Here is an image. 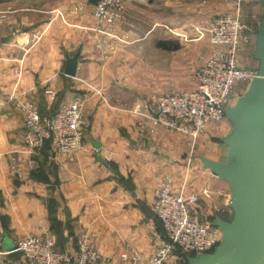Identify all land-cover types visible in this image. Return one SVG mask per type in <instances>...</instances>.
<instances>
[{"label":"crops","instance_id":"1","mask_svg":"<svg viewBox=\"0 0 264 264\" xmlns=\"http://www.w3.org/2000/svg\"><path fill=\"white\" fill-rule=\"evenodd\" d=\"M94 2L0 0V264H29L3 247L5 239L15 246L25 235L48 237L73 256L87 235L102 264H119L129 249L150 256L159 232L152 203L166 176L174 190L188 182L208 186L193 207L198 219L232 217L227 184L189 162L183 136L141 116L153 111L155 95L181 84L167 81L166 52L196 45L199 21L222 9L223 0H123L122 23L112 29V45L102 48L95 45L101 35L91 16ZM199 12L206 17L199 20ZM77 51L76 74L66 76L65 58ZM183 78L194 84L191 70ZM76 96L82 98L80 148L60 155L45 144L29 168L20 105L47 115ZM226 153L216 148L203 157L220 162Z\"/></svg>","mask_w":264,"mask_h":264},{"label":"built area","instance_id":"2","mask_svg":"<svg viewBox=\"0 0 264 264\" xmlns=\"http://www.w3.org/2000/svg\"><path fill=\"white\" fill-rule=\"evenodd\" d=\"M242 2L223 0V8L206 18L199 29L212 52L193 72L195 86L155 95L153 111L141 116L151 119L155 126L189 139L191 145L206 132L209 124L223 121L226 106L235 96V86L243 82L246 87L258 76L257 70L245 69L238 61L245 29ZM92 12L95 22L106 26L104 32L97 30L103 34V39L100 37L96 44L101 48L100 41L105 43L114 38L112 29L123 18L124 3L123 0H96ZM20 108L24 113V146L30 155L29 168L34 164L33 156L45 142L60 155L80 148L84 137L80 96L52 114L42 115L32 104H21ZM137 110L135 108L134 113ZM205 195H208L207 185L199 192H190L185 185L174 190L170 176L161 179L155 189L152 211L160 221L162 232L156 234L152 254L144 256L129 249L120 255L119 264H173L183 255L212 252L222 234L210 221L198 219L193 209L198 198ZM15 246L29 264H102L100 252L87 235L78 241L75 256L55 249L51 239L43 236L25 235Z\"/></svg>","mask_w":264,"mask_h":264},{"label":"water","instance_id":"3","mask_svg":"<svg viewBox=\"0 0 264 264\" xmlns=\"http://www.w3.org/2000/svg\"><path fill=\"white\" fill-rule=\"evenodd\" d=\"M259 1L261 14L255 34L258 76L235 105L224 111L233 127L231 135L222 139L227 147L225 160L199 157L202 168L229 187L232 217L229 221L216 217L211 222L222 234L219 244L210 253L186 257V264H264V0ZM78 55L79 51L66 56V76H75ZM3 245L6 250L16 249L8 239Z\"/></svg>","mask_w":264,"mask_h":264},{"label":"rangeland","instance_id":"4","mask_svg":"<svg viewBox=\"0 0 264 264\" xmlns=\"http://www.w3.org/2000/svg\"><path fill=\"white\" fill-rule=\"evenodd\" d=\"M208 1L210 0H198V3L200 5L201 4L206 5ZM95 3L96 0L93 4V7ZM241 9L243 14L242 23L245 25V29L243 30L244 42L242 44V48L240 52L238 53L239 65L248 70H257L258 62L257 59L255 58V53H256L255 34L258 28V19L261 14L260 1L243 0V2L241 3ZM91 16L94 20L92 11H91ZM203 16L205 15L199 12L198 19L199 20L202 19ZM204 22L203 20H200L198 23L197 27H198L199 41L196 45L182 46L180 47V49L176 51L166 52L167 81L181 80V84L178 87H176V89L174 90H179V89L185 90V89L193 88L195 86V83L190 86H187L188 83L187 84L183 83L185 81L183 78L185 73H188L189 70H191L193 75L195 69L199 68L204 63V61L211 55L212 48L210 47L207 38H205L203 33L201 34V31L199 30L202 26H204ZM121 23L122 20H120L119 24ZM96 26H97V30L101 32H104L103 28H106V26L99 25L97 23ZM202 38H205L204 41H202ZM102 39H103V34L101 33V40ZM100 43H101V48L109 47L112 45L109 41L108 42L105 41V43L100 41ZM247 87L248 85L245 87V84L243 82H239L234 88L235 96L231 98L232 101L229 102V105L226 106V108H232L235 105L238 98L241 97L246 92ZM232 131H233V127L231 123L229 122L227 117H224L223 121H221L220 123L209 124V126L206 129V132H204L201 136H199L193 145H191L189 139L184 137L183 139H185L186 152L191 156V161L192 162L194 161V164L200 166L202 163L199 157H203L204 152L207 153L208 150H213L216 148H219L222 154H224L227 151V147L223 144L222 139L230 136ZM185 187L190 192H198L197 190H200L199 184H197L196 182H188L187 184H185ZM204 197H207V195H205ZM173 264H180V263L179 261H173Z\"/></svg>","mask_w":264,"mask_h":264},{"label":"trees","instance_id":"5","mask_svg":"<svg viewBox=\"0 0 264 264\" xmlns=\"http://www.w3.org/2000/svg\"><path fill=\"white\" fill-rule=\"evenodd\" d=\"M158 45L159 46H161V47H164V48H167V49H176L177 48V46L175 45V46H172V47H169V46H166L165 45V43L164 42H159L158 43ZM58 111V110H57ZM56 111V112H57ZM55 113V112H54ZM45 144H49L48 142H45L44 144H43V146L45 145ZM50 145V144H49ZM42 146V147H43ZM153 215H154V213H153ZM154 218H155V220H156V222H157V225H158V231L161 233L162 232V228H161V224H160V221L158 220V218L154 215ZM55 247V246H54ZM56 249V248H55ZM191 256H193V255H191ZM186 257H187V255H183L182 256V259L179 261V263L180 264H186Z\"/></svg>","mask_w":264,"mask_h":264}]
</instances>
